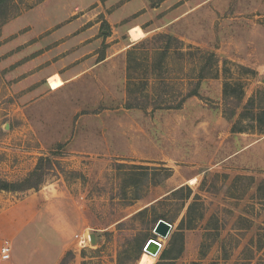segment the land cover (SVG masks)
I'll return each instance as SVG.
<instances>
[{
    "label": "rangeland",
    "instance_id": "rangeland-1",
    "mask_svg": "<svg viewBox=\"0 0 264 264\" xmlns=\"http://www.w3.org/2000/svg\"><path fill=\"white\" fill-rule=\"evenodd\" d=\"M9 4L0 17V178L22 180L40 156L59 164L36 190H0V246L14 248L16 231L41 235L43 221L25 213L43 209L66 226V264H139L149 238L161 243L153 264L165 250L171 264H242L246 256L247 264H264V133L241 114L250 97L254 111L264 108V0ZM158 34L182 43L153 69L164 42ZM129 38L136 62L125 79ZM112 53L113 94L103 101L112 111L94 117L92 108L103 105L95 79L49 92L60 77ZM125 86L129 102L148 96L151 105L120 108ZM193 91L178 109L153 107ZM233 124L251 131L233 132ZM189 205L190 229L181 226ZM158 219L172 224L166 238L153 231ZM11 258L0 256V264Z\"/></svg>",
    "mask_w": 264,
    "mask_h": 264
},
{
    "label": "crops",
    "instance_id": "crops-1",
    "mask_svg": "<svg viewBox=\"0 0 264 264\" xmlns=\"http://www.w3.org/2000/svg\"><path fill=\"white\" fill-rule=\"evenodd\" d=\"M130 28L131 27H129L128 30ZM134 41L136 40L130 39V43L125 45L124 48L129 49L133 45ZM114 55L115 54L112 53L111 55L106 54L100 57L92 64L84 68H81L75 75L71 77H60L63 80V84L61 86H55L52 89L49 88L50 89L49 92L50 93L59 92L65 86H68L70 83H73L75 80L81 77L84 78L88 77L91 80L95 79L97 86L95 85L94 93L96 96H98L97 99H99L97 103L100 102L103 105H101L102 106L101 109H99L98 107L92 108L97 110V112L94 113L95 115L94 117L98 118L103 116L105 112L112 111L113 106L109 105V103H104L103 101L108 100L106 96H112L113 94V91L111 89L112 84L110 85V82L112 80L111 78L113 71L112 63L115 57ZM126 67H127V61L123 60L122 74H124V76L126 77L125 79H127ZM54 74L57 73H52L49 76H52ZM97 81L105 85L103 87L100 85L98 86ZM126 88L127 87L125 86L126 96L124 99V104L120 108L129 110V108L125 107V101L127 100ZM46 95L41 96L39 100L45 99ZM70 207H72V205H70ZM77 209L78 207L74 209L75 211H77L75 212L76 216H74V218L79 220L80 211H78ZM66 212L68 213L67 210ZM69 213L70 216L73 217L72 212ZM25 214L26 217L34 218L35 221H38L37 220L38 218L39 220L43 221V224L40 225L44 229V232L41 235L37 233L34 236H29V233L27 234V232L25 231H16L15 234L16 240H14V243H16V245L13 244L14 248H12V253H11L12 258L8 263L5 264H58V262L63 257L67 249V246L72 243L70 240V236H68V233L66 232V226L64 225V222L62 223L58 221L57 217L55 216V213L53 214H50L49 212L46 213L43 209L34 211V213L32 212ZM46 216L48 217V219L45 221Z\"/></svg>",
    "mask_w": 264,
    "mask_h": 264
},
{
    "label": "trees",
    "instance_id": "trees-1",
    "mask_svg": "<svg viewBox=\"0 0 264 264\" xmlns=\"http://www.w3.org/2000/svg\"><path fill=\"white\" fill-rule=\"evenodd\" d=\"M12 0H0V17H3L4 14L7 12L8 8H10V2ZM158 39L163 40V45L160 46L159 48H156L155 51L157 55L159 56V59L153 60V62H150V65L153 66V69H160L162 67V64L164 63L165 58L168 56L169 50L171 49V45L175 44L178 45L179 43H182L181 40H179L177 37L171 35V34H158L157 36ZM136 44H133L128 50H127V73L128 70L130 69V63L132 60L136 62L133 51L136 49ZM212 54L208 57V60L211 59ZM207 63L204 64V66L201 68L202 71L207 68ZM230 86L229 82H226L224 85V96L228 95L227 88ZM128 92V89H127ZM129 93V92H128ZM127 93V94H128ZM242 91L239 90L238 93L234 95V97L237 99V105L239 106L241 103V97H242ZM136 95V94H135ZM196 95V91L189 92L185 96H182L180 100L175 104V105H168V104H163L161 100H164L163 98H160L159 104L153 105L154 109H178L182 106L184 100L188 96ZM143 100L136 95L132 102H129V98L127 97V100L125 101V107L126 108H140V109H146L149 105H151V102H145L144 100L147 99L148 96H142ZM158 99V98H157ZM141 101V102H140ZM166 103V102H165ZM255 103V99L253 97H250L248 101L243 105V112L241 114H246L247 116L252 119V123L250 124V128L254 129V131H258L261 133H264V108H261L258 111L253 110V106ZM165 105V106H164ZM235 115V111L231 110L230 111V116ZM255 123V124H254ZM238 124H233L231 130L233 132H247L251 131L249 128H243L241 126H237ZM58 165L59 163L57 160H53L50 156H40L37 159L36 165L34 169L22 180L18 181H9L6 179L0 178V190L3 191H8V192H17V191H25L29 189H38L39 186L44 183L45 177L48 174L49 170L54 169L55 165ZM170 171V170H169ZM183 186H179L177 188H174L170 193L171 194H176L178 191L182 190ZM187 197V196H186ZM189 197V196H188ZM192 205L188 206L187 209V214L184 217V219L181 220V226L184 224L186 228H193L192 222L188 219L189 214H190V209ZM163 218V217H161ZM185 222H187L185 224ZM245 249L251 250L249 247H245ZM243 249V251L245 250ZM181 251V250H180ZM142 250L141 248L139 249L135 259H138L139 256L141 255ZM252 256H246L242 258L244 262L242 264H247L248 260H251ZM171 257L166 256V250L162 252L160 255V261L157 262L156 264H171L170 261L168 260ZM59 264H66L65 257L61 258Z\"/></svg>",
    "mask_w": 264,
    "mask_h": 264
},
{
    "label": "water",
    "instance_id": "water-1",
    "mask_svg": "<svg viewBox=\"0 0 264 264\" xmlns=\"http://www.w3.org/2000/svg\"><path fill=\"white\" fill-rule=\"evenodd\" d=\"M171 228H172L171 223H169L164 219H158L154 225L153 231L161 238H166L169 235ZM89 236H90V242L95 244L96 242L95 234L91 233ZM160 247H161V243L158 241V239L150 238L145 242L143 246V250L147 251L149 254L156 256L160 250Z\"/></svg>",
    "mask_w": 264,
    "mask_h": 264
},
{
    "label": "built area",
    "instance_id": "built-area-1",
    "mask_svg": "<svg viewBox=\"0 0 264 264\" xmlns=\"http://www.w3.org/2000/svg\"><path fill=\"white\" fill-rule=\"evenodd\" d=\"M87 237L89 239V236L88 235H87ZM79 243L81 245H84L85 244V238H80L79 239ZM11 253H12V246H11V244L8 241H4L2 243V245L0 246V256H1V259L7 260V259L11 258Z\"/></svg>",
    "mask_w": 264,
    "mask_h": 264
},
{
    "label": "bare ground",
    "instance_id": "bare-ground-1",
    "mask_svg": "<svg viewBox=\"0 0 264 264\" xmlns=\"http://www.w3.org/2000/svg\"><path fill=\"white\" fill-rule=\"evenodd\" d=\"M154 258H155L154 255L149 254L147 251L143 250V252L141 253V255H140L139 259H138V263L139 264H153L154 263Z\"/></svg>",
    "mask_w": 264,
    "mask_h": 264
}]
</instances>
